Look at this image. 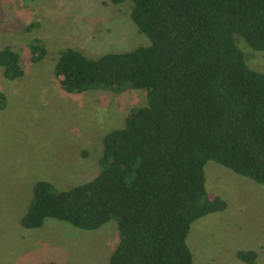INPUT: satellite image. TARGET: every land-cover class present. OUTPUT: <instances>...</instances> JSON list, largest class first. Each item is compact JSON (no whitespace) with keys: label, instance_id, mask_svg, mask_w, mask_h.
Listing matches in <instances>:
<instances>
[{"label":"trees","instance_id":"16d2710c","mask_svg":"<svg viewBox=\"0 0 264 264\" xmlns=\"http://www.w3.org/2000/svg\"><path fill=\"white\" fill-rule=\"evenodd\" d=\"M129 1L148 45L96 59L67 48L54 73L67 93L141 89L146 102L105 135L93 179L67 190L36 182L20 224L52 218L95 230L115 218L119 242L108 264H194L190 225L226 208L206 193L205 163L264 187V73L247 66L235 42L264 51V0ZM0 67L7 80L23 73L9 47ZM237 257L252 264L255 253Z\"/></svg>","mask_w":264,"mask_h":264},{"label":"rangeland","instance_id":"374dc122","mask_svg":"<svg viewBox=\"0 0 264 264\" xmlns=\"http://www.w3.org/2000/svg\"><path fill=\"white\" fill-rule=\"evenodd\" d=\"M130 7L129 0H0V49L17 53L23 72L7 80L0 67V264H108L119 242L115 218L95 230L52 218L26 229L20 219L36 182L67 190L93 179L105 135L145 104L141 89L67 93L54 73L67 48L96 59L148 45ZM235 42L247 66L264 73V51L239 36ZM203 170L207 195L226 208L190 225L193 263L249 264L237 254L253 251L252 264H264V187L211 161Z\"/></svg>","mask_w":264,"mask_h":264}]
</instances>
